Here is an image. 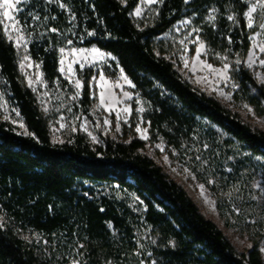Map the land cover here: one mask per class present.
Masks as SVG:
<instances>
[{
    "label": "trees",
    "instance_id": "trees-1",
    "mask_svg": "<svg viewBox=\"0 0 264 264\" xmlns=\"http://www.w3.org/2000/svg\"><path fill=\"white\" fill-rule=\"evenodd\" d=\"M140 0H31L20 23L35 37L30 54L49 81L61 79L60 48L95 47L112 55L151 106L149 134L177 151L207 143L218 159L264 160V131L185 81L158 39L191 19L211 55L231 64L238 85L235 98L264 118V87L245 68L251 31L244 0H163L151 26L138 29L130 13ZM232 17L233 19H229ZM55 29V31H53ZM91 33V35H90ZM71 42V43H69ZM239 61V63H237ZM0 77L28 133L0 121V212L19 232L44 236H84L83 264L127 260L137 250L136 216L124 204L105 197L92 200V187L108 184L133 194L145 207L144 221L157 235L153 248L163 264H264L255 244L238 253L217 226L205 218L187 192L143 151L145 142L102 138L92 145L77 133L54 144L34 96L18 74L15 49L0 23ZM89 71L83 73L81 106L88 115ZM122 236L114 244L107 228ZM0 264H40L36 250L12 230L0 226Z\"/></svg>",
    "mask_w": 264,
    "mask_h": 264
},
{
    "label": "rangeland",
    "instance_id": "rangeland-1",
    "mask_svg": "<svg viewBox=\"0 0 264 264\" xmlns=\"http://www.w3.org/2000/svg\"><path fill=\"white\" fill-rule=\"evenodd\" d=\"M29 1L31 0H21L16 9H9L19 21L18 31H13L11 27L5 29V24L11 25L13 21L3 17V9H0V21H3L1 26L5 40L15 49L18 74L24 87L34 96L48 126L51 141L62 144L77 133L83 134L92 145H98L102 138L125 143L133 138L144 141L143 153L187 192L201 214L217 226L236 252L246 253L256 244L264 263V160L252 158L250 165L245 166L242 164L243 158L217 160V151L212 150L207 143L200 144L195 150L177 151L163 140L151 138L148 121L150 104L141 97L117 60L95 47L78 48L66 45L60 48L58 72L61 79L47 80L41 64L35 62L30 54V45L35 37L20 23V13ZM119 1L122 4L126 2ZM162 1H139L130 13L138 29L154 23L156 8ZM244 1L247 4L246 24L251 35L250 50L243 64L256 82L264 87V64L260 63L264 60V52L260 51V47L264 45V28L260 27L264 23V9L257 6L253 13V26L249 28L246 13L257 0ZM189 2L191 0L186 3ZM137 9H140L139 15L136 14ZM20 36L23 40L18 42ZM159 40L169 47L170 53L167 57L185 81L237 113L253 128L264 131V118L259 117L240 97L235 98L238 85L232 78L231 64L224 58L209 53L191 19L179 22ZM201 44L204 47L198 55L197 49ZM93 50L100 55H96ZM61 60L64 61L63 66ZM225 64L229 65L227 70L224 69ZM205 65H211V69L216 71ZM69 66L73 70L71 74L68 73ZM61 67L64 68L63 72ZM87 71L91 73L89 84L93 103L88 115H85L81 99L83 73ZM221 72L225 73L224 76L220 75ZM101 75L106 84L100 80ZM76 80H80L82 84L79 90L75 87ZM101 93L104 95L103 104ZM124 109L128 111L125 112ZM0 121L9 123L20 134L28 133L21 116L8 97L1 77ZM138 127L140 132L136 130ZM142 133L146 138H141ZM91 189L94 195L88 196L89 200L102 197L116 200L126 205L136 216L134 241L137 250L127 260L111 259L102 264H163L161 258L152 251L158 239L156 232L144 221L143 203L116 185L103 184ZM0 226L14 231L31 245L36 250L40 264H83L80 248L84 236L69 238L61 234L44 236L32 231L19 232L1 212ZM107 228L113 243L121 244V234L111 224H107Z\"/></svg>",
    "mask_w": 264,
    "mask_h": 264
},
{
    "label": "snow or ice",
    "instance_id": "snow-or-ice-1",
    "mask_svg": "<svg viewBox=\"0 0 264 264\" xmlns=\"http://www.w3.org/2000/svg\"><path fill=\"white\" fill-rule=\"evenodd\" d=\"M21 2V0H0V9H3V17L6 18L7 20L9 21H13V23L11 25H7L5 24V29L7 30L9 27H11V29L13 31H18L19 29L17 28V25L19 23V21H17L15 19V17L12 15V13L9 11V9H16V6ZM156 2V0H148V3H154ZM185 2H187V0H185ZM257 6H259L260 8L264 9V0H257L256 3H253L252 6L249 8L248 12L246 13L247 17H248V27L251 28L253 26V13L256 12L257 10ZM136 14L139 15L140 14V9H137L136 11ZM229 19H233L232 17H229ZM0 23H3V21H0ZM187 23V21L185 22ZM261 28H264V23H262L260 25ZM53 31H55V29H53ZM91 35V33H90ZM11 39V37H9ZM19 40H23V37L20 36L18 38V42ZM71 43V42H69ZM204 46L203 44L200 45V48L197 49V53L199 55V52H200V49H202ZM260 51L261 52H264V45H262L260 47ZM61 52H63V49H61ZM93 52L96 54V55H100L98 52H96V50H93ZM75 55V52L73 53ZM198 58V57H197ZM25 59H27V57H25ZM237 63H239V61H237ZM261 64H264V60L260 61ZM64 64V61L61 60V65L63 66ZM185 66H187V62H185ZM206 67H208L209 69H211V65H205ZM37 67H39V65H37ZM81 67H83V65H81ZM229 67L228 64H225L224 65V69L227 70ZM213 71H216L215 69H211ZM61 71L63 72L64 71V68L61 67ZM73 72L72 68L69 66L68 68V73L71 74ZM224 72H221L220 75L221 76H224ZM100 80L101 81H104V77L103 75L100 76ZM104 83L106 84L107 82L104 81ZM75 87L79 90L81 87H82V84L80 82V80H76L75 81ZM77 95H79V91L77 92ZM125 95L127 96V93H125ZM104 103V95L103 93H101V104ZM125 112H127L128 110L127 109H124ZM118 119H119V116H118ZM105 123L107 124L108 121L106 120ZM63 127V125H61ZM118 130V129H117ZM137 132H140L141 129L138 127L137 129ZM141 138H146V135H144L142 133V136ZM95 139V138H94Z\"/></svg>",
    "mask_w": 264,
    "mask_h": 264
}]
</instances>
